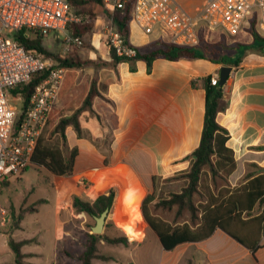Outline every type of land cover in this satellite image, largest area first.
I'll return each mask as SVG.
<instances>
[{"label":"crops","instance_id":"crops-1","mask_svg":"<svg viewBox=\"0 0 264 264\" xmlns=\"http://www.w3.org/2000/svg\"><path fill=\"white\" fill-rule=\"evenodd\" d=\"M204 1L188 9L174 0L185 14L191 16L199 11ZM210 33L206 32L204 36L207 43ZM238 34L245 39L247 34L249 37L244 42L221 32L217 40L211 42L217 43L223 36L229 46L227 53L234 58L241 56L238 66L214 64L205 59H157L153 62L150 73L144 61L136 63L134 72L126 62L120 63L115 69L93 67V79L97 77V85L105 87L102 94L108 100H94L93 119H97L98 114L100 122L112 124L114 138L110 163L105 165L104 156L102 158L94 145L84 138H78L73 128L68 127V147L77 148L78 155L71 175L53 174L57 178L53 186L59 198V209L64 211L68 208L73 195L92 203L98 196L113 190L115 209L124 192H127L125 195L129 198H121L126 200H131V192L140 194L137 202L126 206L125 214L131 213V219L133 214L141 213L142 202L153 188L152 177L160 169L170 166L199 146L205 115L203 80L209 76L219 79L223 66H231L232 71L224 86L227 108L219 113L218 122L229 131L227 146L233 150L237 165L228 182L235 187L245 182L247 174L264 172V48L259 50L260 43H254V38L248 31ZM171 37V32L165 28L156 27L152 33H146L135 21L130 23V43L135 47L145 49L151 43H168ZM244 46L251 47V50ZM109 53L108 48L104 61L109 59ZM74 88L68 93L71 94ZM88 89L89 87L85 95ZM79 121L85 124L83 118H79ZM96 122L95 135L102 136L105 130L101 132L98 121ZM77 176L87 181L91 180L90 177L98 179L92 184L97 190L94 197L90 195V188L83 189L77 184ZM123 213L117 211L115 218L125 224V230L129 233L127 236L131 240L140 239L143 225L137 231V226L133 227V224L125 222ZM0 223L5 226L0 228V264H16L8 240L10 237L14 239V233L22 229V223L19 228L12 227L10 218L8 222ZM68 235L66 232V236ZM151 238L155 240H152L153 243L157 242L161 254L159 264H264V233L261 245L255 251L243 246L221 229H216L204 240L184 242L172 250H166L158 236L149 228L140 241L139 248ZM22 240H33L22 247V253L28 255L26 263L35 264L31 260L43 256L38 250L40 241L36 238L15 241ZM67 244L66 249L58 251L57 247L48 263L70 264L72 260H77L78 264H82L78 259L84 252L82 241L79 243L80 249L75 252L70 248L73 240ZM132 262L138 264L134 260Z\"/></svg>","mask_w":264,"mask_h":264},{"label":"trees","instance_id":"trees-1","mask_svg":"<svg viewBox=\"0 0 264 264\" xmlns=\"http://www.w3.org/2000/svg\"><path fill=\"white\" fill-rule=\"evenodd\" d=\"M75 14H80L79 9H84L90 2L102 4L103 0H69ZM133 2L128 3L124 9L114 12H105L113 22L114 28L130 43V23L132 20ZM92 24H72L68 31L73 36L84 38L92 31ZM249 33L258 42L259 50L264 48V38L257 35L253 30ZM45 35L37 30L22 29L14 34V38L28 50H34L44 57L52 56L43 47ZM253 43V44H254ZM108 45V42H107ZM248 47L251 50V47ZM228 46L225 41L217 43L202 42L197 47H184L169 43H151L147 48L137 47L134 57H119L115 51L110 50L109 59L98 62L92 59H82L74 52L65 58L56 57L58 66L67 70L59 97L67 94L74 86L77 77L76 71L85 67H111L116 68L120 63L130 64L132 72L136 70V63L144 61L147 71L150 73L152 64L157 59L179 61L182 59H205L214 64L238 66L241 56L232 57L227 53ZM253 50V48H252ZM47 73L36 74L29 84L18 86L14 93L21 92L23 102L20 106L18 124L24 117L29 107L31 97L36 87L45 79ZM205 89V115L204 125L199 146L190 154L175 161L174 163L188 162L189 168L182 173L184 185L178 192L170 194L169 198L161 199L156 204L168 210L176 207V219L185 212L189 213V219L183 222H168L161 217L150 213L148 204L155 199L157 191V177L153 176V192L145 197L142 202V214L149 228L158 236L162 246L166 250H172L175 246L184 242H196L211 236L216 229H221L226 234L237 240L243 246L255 251L260 247V240L264 233V172L254 175L249 173L245 182L235 187L230 186L228 180L236 170L234 152L227 146L229 131L218 122L219 113L227 108L226 88L211 85V76L203 80ZM97 85V77L90 84L87 94L84 96L81 107L71 115L58 114L53 128V134L58 136V142L48 143L45 136L38 139V143L32 157V166L45 168L56 176H68L73 173L75 158L78 149H70V155L66 156L69 149L66 129L72 127L78 138H82V128L79 121L83 110L92 109L96 98L108 102L103 96L102 90ZM53 112L50 115L52 118ZM50 122V121H49ZM48 122V123H49ZM44 132V131H43ZM110 141L108 153L104 164L109 165L112 152ZM28 170V169H27ZM177 179V177H174ZM8 180L2 182V188L8 186ZM115 193L109 190L106 194L98 196L93 203L85 202L80 198H74L73 208L77 214L84 213L90 217L99 216L104 210L111 209L114 204ZM141 214V215H142ZM131 220L125 222L130 224ZM21 222V220H20ZM16 225L15 228H19ZM84 252L78 256L82 264H93L94 259L105 258L98 255V243L104 241L109 244L127 245L126 237L111 238L107 235L87 233ZM33 240L16 242L9 238L8 245L15 256L16 264H29L25 262L28 255L22 253V247L32 243Z\"/></svg>","mask_w":264,"mask_h":264},{"label":"built area","instance_id":"built-area-1","mask_svg":"<svg viewBox=\"0 0 264 264\" xmlns=\"http://www.w3.org/2000/svg\"><path fill=\"white\" fill-rule=\"evenodd\" d=\"M104 9L114 12L133 2L132 21L146 33L156 27L171 32L169 44L197 47L206 32L221 31L236 37L242 31L253 30L264 38V0H205L199 11L185 14L174 0H103ZM87 19L74 13L69 0H0V188L2 182L25 172L32 165L38 139L42 135L59 97L67 70L54 66L53 61L28 50L14 34L22 29L65 35L68 45L81 47L79 36H70L68 27L85 24ZM106 39L110 50L119 57H134L137 47L128 45L124 37L109 25ZM167 43V42H162ZM38 73L47 76L36 87L28 109L18 124L21 92L18 86L29 84ZM219 83L211 77V85ZM84 180H82L83 183ZM10 216L0 207V221Z\"/></svg>","mask_w":264,"mask_h":264},{"label":"rangeland","instance_id":"rangeland-1","mask_svg":"<svg viewBox=\"0 0 264 264\" xmlns=\"http://www.w3.org/2000/svg\"><path fill=\"white\" fill-rule=\"evenodd\" d=\"M178 1L188 9H192L202 2V0ZM73 11L76 13L74 9ZM79 12L80 14L76 15L87 19V22L82 25L92 24L93 27L89 34L84 38L81 37L83 40V45L81 47H76L73 44L69 46L65 35L63 36L53 32L45 35L43 38V47L52 55H46L45 58L51 59L54 66H58L56 60L57 56L65 58L72 52H75L77 56L82 59H92L98 62L106 58V52L109 48L107 45L106 32L109 25L113 23L112 20L105 12L103 5L94 2H90L84 9H79ZM67 33L70 36L72 35L69 31ZM220 34L221 31L211 32L209 34L208 43L217 40ZM238 35L236 38L241 41L249 37V34H247L246 39L244 36ZM222 40L224 41L223 36L220 41ZM205 41L204 38L203 42ZM76 74L77 79L75 80V88L73 87L74 89L71 91V94L67 93L58 97L53 104L52 118L49 120L50 122L48 121L49 123H47L43 132L48 143L55 144L58 142V136L53 134L57 115H71L81 107L86 90L90 87L93 80L94 70L93 67H85L77 70ZM14 103L18 106L20 104L22 105L21 101H14ZM94 114L92 109H85L80 113L79 118H83L85 122V124L81 122L82 138L94 145L102 158L104 156L105 161L112 139V124H108L105 121L100 122L98 114H96L97 119H93ZM96 120L98 121V126L101 128V132L105 130V134L102 136L95 135L96 130L94 127L97 128ZM65 153L66 156H69L70 149ZM188 168L189 163L183 162L179 164L172 163L170 166L159 170L155 175L157 177L155 199L148 204L150 213L168 222H183L185 219H189L188 212H185L181 217L176 219V207L168 210L156 206L161 199L169 198L171 193L181 190V187L184 185L181 175ZM174 177H177V179ZM82 179L84 178H79V176L75 178L77 184L79 183L78 185L83 189L90 188V195L94 197L97 190L95 186L92 187V184L93 181L95 182L98 179L90 177V181L84 180L83 183ZM56 180L57 178L45 168L31 165L28 170L22 174L10 178L8 180V186L0 188V206L9 214L12 227L15 228L16 225L22 223V229L14 233V239L36 238L40 241L38 250L43 253V256L31 260V262L35 264H47L50 262L49 260L57 247L58 251L63 248L66 249L68 247L67 242L72 240L73 245L70 247L71 251L75 252L77 249H80V241H82L85 250L86 235L87 233H92L91 229L95 226L94 217H90L84 213L77 214L74 211L73 200L74 198H79V196H72V207H70L71 203H69V205H67L68 208H65L64 211L59 209V198L56 196L57 192L53 186ZM152 192L153 188L151 193ZM125 193L127 192H124L121 197L129 198ZM140 196L141 195L138 193L133 194V192H131V200L122 199L120 197L117 209H115L113 204L106 218L102 234L111 238L126 237L128 242L127 245H115L100 241L98 243V255L105 258L94 259L93 264H133L132 260L136 261L138 264H159L161 254L156 244L157 242H152L154 238L147 240L142 247L139 248L138 246L149 230V226L142 214V208L140 210L141 213L133 214V221L131 220L130 222L134 226H137V231H139L143 225L142 237L138 240H131L127 236L129 233L125 230V224L115 218L117 211L124 212L123 214H125L126 206L137 202ZM130 214L131 213H126L124 215L125 218L129 219ZM2 226L5 227L0 223V228ZM66 232L69 233L68 236H66ZM70 264H78V261L72 260Z\"/></svg>","mask_w":264,"mask_h":264},{"label":"water","instance_id":"water-1","mask_svg":"<svg viewBox=\"0 0 264 264\" xmlns=\"http://www.w3.org/2000/svg\"><path fill=\"white\" fill-rule=\"evenodd\" d=\"M231 71H232V67L231 66H223L220 69V73H219V85L221 87L226 85V83H227V81L229 79V76H230ZM109 210L110 209H106L99 216H95L94 217V219H95V226L92 227V229H91V231H92L93 234H97V235L102 234L103 229L105 227L106 218L108 217V214H109Z\"/></svg>","mask_w":264,"mask_h":264},{"label":"bare ground","instance_id":"bare-ground-1","mask_svg":"<svg viewBox=\"0 0 264 264\" xmlns=\"http://www.w3.org/2000/svg\"><path fill=\"white\" fill-rule=\"evenodd\" d=\"M133 227H136V225L135 226L133 225Z\"/></svg>","mask_w":264,"mask_h":264}]
</instances>
